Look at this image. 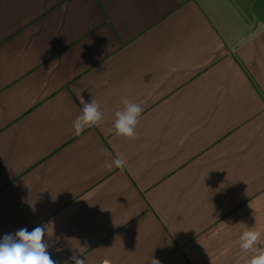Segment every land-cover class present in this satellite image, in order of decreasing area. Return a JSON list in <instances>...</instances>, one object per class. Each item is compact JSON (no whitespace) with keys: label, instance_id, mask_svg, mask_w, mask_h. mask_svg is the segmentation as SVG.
<instances>
[{"label":"crops","instance_id":"crops-1","mask_svg":"<svg viewBox=\"0 0 264 264\" xmlns=\"http://www.w3.org/2000/svg\"><path fill=\"white\" fill-rule=\"evenodd\" d=\"M124 97L134 137L113 127ZM90 100L103 120L77 136ZM38 224L58 264H244L240 233L264 232V0H0V236Z\"/></svg>","mask_w":264,"mask_h":264},{"label":"clouds","instance_id":"clouds-1","mask_svg":"<svg viewBox=\"0 0 264 264\" xmlns=\"http://www.w3.org/2000/svg\"><path fill=\"white\" fill-rule=\"evenodd\" d=\"M123 108L115 113L113 127L118 135L134 137L138 117L143 112L141 103L124 97ZM103 120L100 105L94 101L86 102L80 115L72 122L75 135L79 136L86 128L97 126ZM105 155H110L105 150ZM123 154H117L113 159L105 161V168L109 171L115 166L123 169L125 166ZM32 211H35L33 207ZM47 224H38L31 231L27 227L20 228L13 233L0 236V264H58L49 252L51 247ZM238 245L241 260L244 264H264V232L249 227L240 233ZM61 249L57 248V251ZM71 264H86L87 258L78 250L70 257ZM66 264V262H62ZM153 264H160L154 258Z\"/></svg>","mask_w":264,"mask_h":264}]
</instances>
